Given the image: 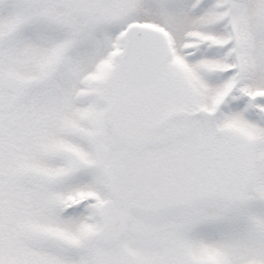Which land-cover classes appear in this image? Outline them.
Instances as JSON below:
<instances>
[{
	"label": "snow or ice",
	"instance_id": "obj_1",
	"mask_svg": "<svg viewBox=\"0 0 264 264\" xmlns=\"http://www.w3.org/2000/svg\"><path fill=\"white\" fill-rule=\"evenodd\" d=\"M0 264H264V0H0Z\"/></svg>",
	"mask_w": 264,
	"mask_h": 264
}]
</instances>
